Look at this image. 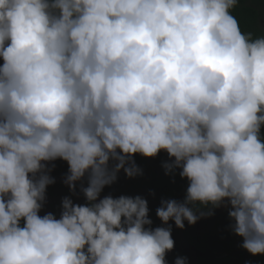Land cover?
<instances>
[{
	"label": "clouds",
	"instance_id": "9594fccd",
	"mask_svg": "<svg viewBox=\"0 0 264 264\" xmlns=\"http://www.w3.org/2000/svg\"><path fill=\"white\" fill-rule=\"evenodd\" d=\"M238 5L0 0V264H167L172 223L220 208L264 256V34ZM161 152L188 186L153 227L145 198L101 194ZM57 160L85 203L41 215Z\"/></svg>",
	"mask_w": 264,
	"mask_h": 264
},
{
	"label": "trees",
	"instance_id": "16d2710c",
	"mask_svg": "<svg viewBox=\"0 0 264 264\" xmlns=\"http://www.w3.org/2000/svg\"><path fill=\"white\" fill-rule=\"evenodd\" d=\"M232 14L238 20L242 31L246 33H252L254 36H259L264 34V0H239V5L233 10ZM136 165L142 169V175L135 177V182L137 187H140L142 195H152L160 203L163 199H176L182 201L186 189L188 186L187 180L181 179L179 175V170L174 175H168L165 173L163 168V163L168 161V156L166 152H161L155 158H145L140 155L134 157ZM55 174L65 175L68 172V165L66 162L57 160L54 162V168L52 170ZM121 179L118 177L116 183L110 187H106L102 194H111L114 197H119L121 195L135 197V189L125 186L122 190L120 189ZM134 188V187H133ZM64 189H66L64 187ZM69 193V192H66ZM153 219V227L157 225H162V222L155 216ZM217 221H220V217H216ZM221 223L217 224L220 228ZM193 225H188L185 222V227H187L188 235L185 238L188 240V245L199 250L202 256H199L195 261L188 262V264H264V256H252L247 251H245L241 246L238 247L244 250V254L247 255L248 259L246 261L240 260V255H236L235 249L231 245L234 242H216L212 243L207 254L204 250L196 244V234L195 230L192 228ZM217 230V229H216ZM231 246V247H230ZM235 256H232V254ZM177 257H184L182 254H175L170 257H166L167 264H174ZM249 257H251L249 259ZM236 259V260H235Z\"/></svg>",
	"mask_w": 264,
	"mask_h": 264
},
{
	"label": "rangeland",
	"instance_id": "374dc122",
	"mask_svg": "<svg viewBox=\"0 0 264 264\" xmlns=\"http://www.w3.org/2000/svg\"><path fill=\"white\" fill-rule=\"evenodd\" d=\"M0 64H2V60H0ZM51 175L55 178V183L53 185H50L47 189V201L43 211L41 212V215L47 212H52L57 217H59L61 201L66 196H71V198L76 203H81V204L85 203L84 197L82 193L79 191L80 188L79 184H77V190L75 195H73L70 191L69 193H66L64 189V187L66 188V185L63 179L66 174L62 175L51 172ZM118 177L122 180L120 184L122 188H124L127 185L128 187L135 189V196L139 195L148 201L149 216L153 221L152 218L156 216V209L160 206V202L152 195H147V196L142 195L144 191L139 189L137 185L130 180V178L126 177L123 171L119 173ZM101 196L103 197L106 195L101 194ZM216 217H220L221 220L217 221ZM218 223H221V226L218 225L220 226V228L217 227ZM231 223L232 222L228 217L227 210H225L224 208L215 210L214 215L210 217H206L198 220V222L192 226L196 234V244H198L199 247H201L204 250V252L208 254L212 243L214 244L217 241L229 243V241H232L234 242V245L231 246L233 247V249L236 250L235 251L236 255L239 254L240 260L244 262L248 259V257L246 254H244L245 252L242 248L238 249V247L241 246L243 241L242 238L236 236L231 231L230 229ZM158 226H162V225L159 224L157 225V227ZM186 230L187 227H184V229H179L175 226L174 223H172V239L174 240L175 243L173 250L167 253L168 257L175 255V253L177 254L182 253V255L185 258H187V261H189V260H194L196 257L203 255L199 250L188 245V240L185 238V235H188V231ZM232 256H235V254H232ZM250 258L251 257H249V259ZM229 264H231V261H229Z\"/></svg>",
	"mask_w": 264,
	"mask_h": 264
},
{
	"label": "flooded vegetation",
	"instance_id": "af4514ba",
	"mask_svg": "<svg viewBox=\"0 0 264 264\" xmlns=\"http://www.w3.org/2000/svg\"><path fill=\"white\" fill-rule=\"evenodd\" d=\"M63 178V177H62ZM64 179V178H63ZM131 181H133L136 185L137 183L135 182V178H130ZM121 184V183H120ZM135 185V187H136ZM127 186V185H126ZM140 189V187H138ZM120 189L122 190L123 188L120 186ZM65 192H69V189L68 187L66 186V189H65ZM176 254V253H175ZM182 254V253H181ZM234 254V253H233ZM199 257V256H198ZM198 257H196L194 260H189L188 262H192V261H195Z\"/></svg>",
	"mask_w": 264,
	"mask_h": 264
}]
</instances>
